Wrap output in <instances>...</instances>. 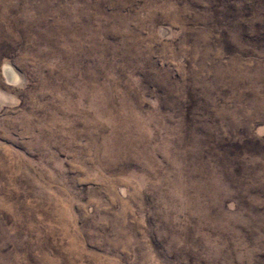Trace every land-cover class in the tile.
I'll list each match as a JSON object with an SVG mask.
<instances>
[{"label":"rangeland","instance_id":"rangeland-1","mask_svg":"<svg viewBox=\"0 0 264 264\" xmlns=\"http://www.w3.org/2000/svg\"><path fill=\"white\" fill-rule=\"evenodd\" d=\"M0 264H264V0H0Z\"/></svg>","mask_w":264,"mask_h":264}]
</instances>
